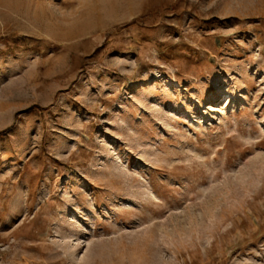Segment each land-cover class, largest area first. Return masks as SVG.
Returning a JSON list of instances; mask_svg holds the SVG:
<instances>
[{
  "label": "rangeland",
  "instance_id": "1",
  "mask_svg": "<svg viewBox=\"0 0 264 264\" xmlns=\"http://www.w3.org/2000/svg\"><path fill=\"white\" fill-rule=\"evenodd\" d=\"M0 264H264V0H0Z\"/></svg>",
  "mask_w": 264,
  "mask_h": 264
}]
</instances>
